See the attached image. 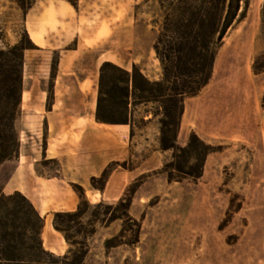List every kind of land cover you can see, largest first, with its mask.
<instances>
[{
	"label": "rangeland",
	"instance_id": "rangeland-1",
	"mask_svg": "<svg viewBox=\"0 0 264 264\" xmlns=\"http://www.w3.org/2000/svg\"><path fill=\"white\" fill-rule=\"evenodd\" d=\"M200 2L0 0V50L17 44L27 24L39 38L36 45L28 37L32 48L23 55L14 124L18 159L1 166L0 190L9 196L23 188L40 213V239L49 255L61 258L70 250L53 228L54 215L79 208L80 223L94 229L85 241L84 264H264V0L239 3L232 25L216 43L208 85L184 102L176 146L184 148L194 135L214 151L199 180H165L171 153L159 151L155 123L134 129L127 164L109 165L84 189L66 182L56 161L34 162L45 140L31 135L29 115L49 109L53 78L61 77L56 91L59 98L65 93L66 109L83 117L90 111L91 81L103 63L125 71L134 66L148 81H160L153 45L164 34L170 5L179 16ZM50 11L56 16L43 21ZM60 59L69 64L59 67ZM80 80L87 96L74 91ZM141 114L137 111L136 121ZM69 120L61 116L51 124ZM105 188L103 196L99 189ZM121 200L124 207L114 210ZM126 217L138 225V237Z\"/></svg>",
	"mask_w": 264,
	"mask_h": 264
},
{
	"label": "trees",
	"instance_id": "trees-1",
	"mask_svg": "<svg viewBox=\"0 0 264 264\" xmlns=\"http://www.w3.org/2000/svg\"><path fill=\"white\" fill-rule=\"evenodd\" d=\"M241 1L201 0L199 8L185 9L179 16L173 13L175 5H170L171 11L162 24L164 34L160 32L153 45L162 70L158 82L148 81L134 66L125 71L103 63L98 70L95 122L109 127H128L130 141L134 138V129L155 123L159 151L171 153V163L163 167L168 183L199 180L207 156L214 153L212 147L194 135L184 148L176 146V139L184 102L196 97L208 85L216 43L222 41L232 25ZM31 48L24 30L17 44L0 50V168L18 158L14 124L22 99L23 55ZM253 70L256 71L255 67ZM137 111L142 113L138 121L134 117ZM104 174L105 171L101 177ZM124 203L121 200L114 210L124 207ZM83 214L78 208L73 214L54 215L53 228L64 236L70 248L64 257L55 258L42 248V220L32 205L18 193L6 196L0 190V264H84L85 241L94 234V229L91 225L85 229L80 223ZM126 219L136 228L138 237V225Z\"/></svg>",
	"mask_w": 264,
	"mask_h": 264
},
{
	"label": "crops",
	"instance_id": "crops-1",
	"mask_svg": "<svg viewBox=\"0 0 264 264\" xmlns=\"http://www.w3.org/2000/svg\"><path fill=\"white\" fill-rule=\"evenodd\" d=\"M55 16L51 11L46 12L43 21H49ZM26 30L30 41L38 45L39 38L30 24H27ZM67 64L69 61L60 59L58 66ZM97 78L98 73L96 79L91 81L90 111L86 117L81 114L72 116L65 107V93L60 95L62 97H58L56 89L61 79L59 75L53 78L52 104L49 109L43 106L42 110L29 115V119H32L34 124L29 122V129L33 132L30 130L28 132H32L31 135H34L35 138L39 136L40 143L45 140V146L40 150L39 156L35 158L34 162L56 161L61 168L62 178L69 184H77L83 189L89 181L102 175L109 165L127 164L130 160L129 147L132 142L128 127L99 125L94 120ZM48 79H51L50 75ZM84 82L85 80L76 81V87H74V91L80 96H87L82 91ZM61 116L68 117L69 123L59 127L51 124ZM262 152L264 153V138L262 140ZM106 188L100 191L103 196L106 193ZM14 193L20 194L28 201L23 188L18 187L13 191ZM30 204L40 216L36 206Z\"/></svg>",
	"mask_w": 264,
	"mask_h": 264
}]
</instances>
